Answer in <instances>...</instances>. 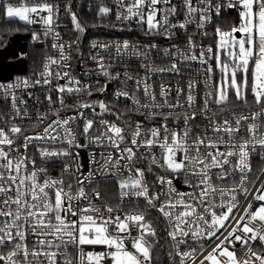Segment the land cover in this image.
<instances>
[{"label":"snow or ice","instance_id":"snow-or-ice-1","mask_svg":"<svg viewBox=\"0 0 264 264\" xmlns=\"http://www.w3.org/2000/svg\"><path fill=\"white\" fill-rule=\"evenodd\" d=\"M115 2L117 21L135 19L145 35H164L168 38L174 35V29L187 30V26L192 23H196L198 29H203L206 23L211 22L213 11L219 16L224 8L235 9L239 23L233 25L229 31L216 28L218 39L215 53L211 46L206 51L201 49L199 56L195 53L190 56L180 53L184 60L198 61L201 65L215 59L220 80L215 85L206 84L209 91L205 92L203 106L199 109L194 107L196 101L193 91L196 82H188L186 103L191 114L189 115L187 110L184 111L182 131L174 130L168 125L170 118L179 120L180 115L174 116L172 111L165 112L163 109H183L184 104L180 103L183 89L177 87V99L173 104L168 99L171 89L161 85L162 102H158L155 93L150 91L152 86L148 83L150 77L147 75L137 77L126 70L122 78L120 72L111 71L116 63L122 62L123 55L127 54L130 58L140 60V67L144 68L146 73L179 74V67L175 62L166 68H152L143 62L147 59L148 50L157 48L156 44L145 45V51L141 52L138 45L131 44L128 40L122 44L117 42L115 62H105L104 57L99 54L92 55L96 74L106 78L103 84L97 80L95 88L91 84L82 85L81 81L68 71L61 72V69L69 67L67 61L70 56L65 55L64 43L55 42L52 48L58 50L59 59L46 57L43 71L38 74L37 79L30 83L26 79L18 78L14 84H0L5 100L10 97L15 113L4 120L5 124L10 125L7 130L0 127V264H154L153 249L158 240L156 229L152 222L146 219L149 210L159 212L168 220L170 230L167 235L174 242L176 249L175 256L172 252L168 255L173 260L179 257V264H186L189 259L192 264H196L197 249L193 247L190 251H181L180 245H187L189 239L198 241L203 238H215V246L205 254L206 250L201 245L199 254L202 259L199 264H264V203L253 207L254 202H264V180H261L264 169H261V174L256 176L255 181L249 177L253 170L252 155L259 154L264 160V0H196L195 6L193 0H181L185 19L180 23L170 22L169 18L175 16L178 11L172 0ZM66 10L71 13L70 6H66ZM99 12L104 16L110 9L101 7ZM0 13L8 20L18 19L26 25L42 22L45 26V37L53 34L54 40L61 39L53 27L54 19H58L59 6L49 3L48 0H34L33 6H27L26 2L14 6L8 0H0ZM42 13L47 15H41ZM197 14L198 22L192 19ZM71 20L78 33L85 32L75 13H71ZM236 33L240 36L237 37ZM203 35H207V32ZM32 38L34 41L38 40L39 34L33 33ZM76 43H79V36ZM193 46L194 42L189 37V47ZM67 47L71 49L72 43H68ZM91 47L106 50L112 45H98L93 42ZM164 55L168 57L175 54L165 49ZM221 55L224 56L223 60ZM62 61L64 63H61ZM51 65H57L58 68L53 71ZM91 71L94 70L89 69V72ZM205 71L209 74L213 72L211 64H208ZM53 79L67 81L66 84L50 88L45 96L49 112L56 119L48 121L49 112L38 111L32 126L33 129L41 125L43 127L32 135H26L27 128L15 121L17 118L21 121L31 120L27 107H21L26 106L27 101L17 97L11 90L52 85ZM114 80L124 84L133 81L135 91L130 93L118 89L114 93L112 104L104 100L65 104V93L89 97L94 91L104 94L108 84ZM52 91L59 93L56 101H53ZM140 91L149 102L141 103L135 95V92ZM249 91L254 103L259 106L258 111L250 115L233 113L232 119L215 118L217 113L209 107L210 103L217 105L222 112L224 106L229 104V93L232 92L235 101L247 105ZM28 95L31 97L33 94L29 92ZM121 98L132 102L131 107L125 105L127 111L136 112L149 119L159 116L163 122L158 127L149 129L136 122L129 140L125 127L103 118L99 121L88 119L82 111L89 109L94 117L107 113L119 120L123 113L114 112L113 107ZM17 100L21 106L17 105ZM57 102L60 108L52 112L51 106ZM69 107L76 111V115L61 118V110ZM97 108L99 113L96 112ZM197 115L207 121L200 131L194 130L199 128V125L193 123ZM0 119H3L2 114ZM78 119L84 121L79 133L73 130V125ZM97 123L100 125L95 129L98 134L92 135ZM128 127H131V122ZM78 134L87 138L86 144L79 143ZM17 141L21 143L18 144ZM45 143H60L66 147L49 149L42 146ZM89 145L114 150L102 152L100 161H96L93 154L92 163L98 165L97 170L101 171L102 175L117 177L121 175V169L126 170L129 175L118 180L121 202L128 197L137 200L142 198L145 203L144 211L120 214V208L106 206L108 215L105 216L100 208L93 205L83 185L85 180L91 183L94 173L89 171L87 176H84L80 172L79 153L73 151ZM33 147L40 160L45 163L54 158L64 162L59 177L53 178L48 175L47 168L36 166V159L28 155V150ZM157 147L160 149L159 157L152 151ZM20 149L24 151L21 152ZM141 149L144 151L141 152ZM143 159L149 161L146 169L136 166ZM69 161H76L75 173L71 170ZM154 167L161 169L165 175L155 174ZM237 172L238 182L235 181ZM146 173L155 174L152 188L159 190H150ZM65 174L75 176L76 184L79 185L75 194L72 192L71 183L67 184L68 191H65ZM181 176L191 191H179L174 185V180ZM230 177L233 178L231 187L218 186V182H227ZM256 181H260L259 187H256ZM93 192L95 199L99 200L100 192ZM240 194H243L246 205L234 214V209L240 206ZM249 195L253 197L252 200H248ZM81 199L88 201V206L74 207L72 201ZM217 199L219 203L216 202ZM73 217L75 219H72ZM133 231L136 232L135 236L132 235ZM31 236L37 239L30 245ZM237 242L240 244L242 257L237 255ZM89 245L105 246L107 250L85 251V246ZM70 247L76 249L75 256L68 251Z\"/></svg>","mask_w":264,"mask_h":264},{"label":"built area","instance_id":"built-area-1","mask_svg":"<svg viewBox=\"0 0 264 264\" xmlns=\"http://www.w3.org/2000/svg\"><path fill=\"white\" fill-rule=\"evenodd\" d=\"M8 2L12 3L14 6H20L22 3H27V6H33L34 0H8ZM49 3H52L53 5L59 6V13H58V19H54V30L55 32H58L60 34L61 39L59 41L54 40L53 34H50L48 37H45L43 35V32L45 30V26L43 23H36L32 25H26L24 26L30 31V39L28 40L27 45V52L28 47L32 49H44L45 54L44 58L41 63V68L38 73H33L29 77L25 74H15L11 80L9 81H0V84H14L19 79H26L30 83L38 78V74L43 71V64L45 62L46 57H52L54 59H59V52L57 49L52 48V44L55 43H64L66 45L65 47V55H69L70 59L67 61L69 67L61 69V72L68 71L72 76H74L76 79H79L83 84H91L93 85V88L96 87V81L99 80L101 84L105 82V77L98 76L96 74V64L91 59L92 55L99 54L100 56H103L105 59V62L113 61L115 62L117 60L116 52H115V44L117 42L123 43V41L128 40L131 44L138 45L140 47L141 52L145 51L144 46L149 44H156L157 48L148 50V56L147 59L143 62L146 64H149L152 68H166L169 67L173 62L177 63L179 67V74L171 73V72H147L144 68L140 67V60H137L135 57H129L127 54L123 55L122 62H118L115 64V67L111 69L113 73L120 72L122 74L127 70L131 74L137 77H145L147 75L150 77L148 80V83L152 86L150 91L154 92L157 98L158 102H162V98L160 96V86L164 85L166 88L171 89V92L169 94V102L175 104L177 99V93L176 89L177 87L183 89L184 91L180 95V103L184 104V108H175V109H168L164 108L163 111H172L174 116L176 114L180 115V119H169L168 125L170 128L182 131L183 129V113L185 110L189 112V115L191 114V110L188 109V105L186 103V96L188 92V82L195 81V89L193 91V95L195 97V105L197 109L203 106V100H204V94L205 92L209 91V87H206V84L211 86L215 85L220 80V72L219 69L216 68V61L215 59L209 60L208 64H211L213 68V72L211 74L207 73L205 69L208 67V64L201 65L198 61H191V60H184L183 57L180 55V53H183L184 55L190 56L193 53H195L197 56H199L201 49H206L211 46L213 48V52L215 53L216 50V42L218 37L216 36V28L220 27L222 31H224V28L229 25L231 22L232 26L239 23V16L238 12L235 9H227L224 8L221 10L220 15L217 16L215 12L213 11L211 16V22L206 23L205 27L203 29H198L196 27V23L189 24L187 26V30L182 29H174V35L171 36V38H168L164 35H145L144 31L141 30L140 26L135 22V19L122 22L116 20V10H117V4L115 0H104L105 4L101 7H108L110 9V12L107 15L102 16L99 13V16L101 19L109 22L112 21L111 29H105L107 33L110 34L109 38L94 40L90 42V44L86 47V49H78L76 42L71 40L68 37V30L70 29L68 23H67V10L66 6H70L68 3V0H48ZM129 0H125V3H128ZM172 3L176 5L178 11L177 14L173 17H170L171 23H180L183 22L185 19V12L184 9L181 7V0H172ZM196 0H193V5L195 6ZM90 7V6H89ZM100 7V8H101ZM158 7H164L162 5H158ZM123 11V9H121ZM226 12L230 15V17H223V13ZM34 15V14H33ZM41 15H47V13H42ZM160 16L158 14L157 19H159ZM192 19L196 22L199 21V15H195L192 17ZM146 27V25H145ZM131 29V30H129ZM229 31V30H226ZM204 32H207V35H203ZM215 32V33H214ZM33 33L39 34L38 40H33L32 36ZM215 34V35H214ZM189 37H191L192 41L194 42L193 47H189ZM93 42H96L99 44H109L112 45V47L108 49H101L99 47L93 49L91 47V44ZM68 43H72L71 49L67 47ZM175 46V47H174ZM169 49L171 53H174V56H168L165 57L164 50ZM19 54V57L25 58L26 54ZM221 59H224V56L221 55ZM61 63H64L63 61ZM125 65L127 67H125ZM51 70L55 71L58 66L57 65H51ZM89 69H92L94 71L89 72ZM87 73V74H86ZM209 75H211V80H209ZM66 80H55L53 79L52 85L47 86H36V87H29V88H17L12 89L11 91H14L17 97H20L27 101L26 106L19 105V100H17V105L21 107H27L28 113L31 117V120L25 119L21 121L19 118L16 119V123L20 124L22 127H26V135H32L34 134V131H40L43 127L41 125L39 128L33 129V123L36 121L37 112H49V105L48 101L45 99V96L50 88H54L56 85H63L66 84ZM133 81H128L127 84L122 83L121 81H112L108 84V89L104 94H101L100 92L94 91V94L89 96H78V95H68L67 93L64 94V100L65 104L67 105H75L78 101H97V100H104L106 103L112 104L114 101V93L118 89H124L129 91L130 93L134 92L133 88ZM31 92L33 95L29 97L28 93ZM53 101L57 100V96L59 93L52 91L51 92ZM135 95L139 97L141 100V103L149 102L143 95V92H135ZM249 95H251L249 91ZM125 105L131 107L132 102L130 100H124V98H121L119 103L113 107V111L117 113H123L121 115L120 119L117 120L116 116L109 115L107 113L103 114L102 116H93V113L89 109H82L84 111L85 116L88 119H94L96 121H99V119L103 118L106 120H109L111 122H116L120 126L126 128V136L130 140V133L132 128L135 127L136 122H140L143 124L145 129H149L152 127H158L162 122V117H156L155 119H149L146 116H142L137 114L136 112L127 111ZM244 110L238 111L235 114L236 115H250L252 112L258 111L259 106L255 104L254 108L249 107V105H243ZM52 112H54L56 109L60 108L59 103H54L52 106ZM209 107L212 109V111L217 113V116L215 118L217 119H223V118H229L232 119V114L226 116L223 111L221 112L219 107L215 104L210 103ZM144 111V110H142ZM96 112L99 113V108L96 109ZM0 114H2L3 119H0V127H4L5 130L10 126L8 124L4 123V120L12 117L15 115L14 111L11 107V99L9 97L8 100H5L4 98V92L3 90H0ZM23 115V113H21ZM76 115V111L69 107L61 110L60 117H69ZM114 117V118H112ZM56 119L54 115H52L51 112H49L48 121ZM48 121H45L47 123ZM83 120L78 119L75 124L73 125V130L77 133L80 132V130L83 127ZM131 122V127H128V123ZM195 125H199V128H195V131H200L203 129L204 125L207 123L206 120H204L202 117L197 115L196 121L193 122ZM100 125L97 123L94 125V129L92 131V135H97L98 133L95 131L96 128H99ZM264 131V129H262ZM163 135V133H162ZM77 139L80 144H86L87 138L79 135L77 136ZM17 143H21V141H17ZM40 143V142H36ZM42 146L48 147L49 149H59L61 147H66V145H62L60 143L55 144H49L45 143ZM123 147V145H122ZM223 150V148L221 149ZM21 152H23V149H20ZM74 152L79 153L78 163L80 165V172L84 174V176H87L89 171H92L94 173L93 177L91 178V183H89L87 180L84 182V189L85 192L89 195V197L92 199V203L94 206L100 208L101 212L104 213L105 216L108 215V213L105 211L106 206H111L114 209L120 208L122 211L120 214H123L124 212H134V211H144L145 210V203L143 199L137 200L134 197H128L123 202H121L120 199V189L118 186V191L113 192L112 189H109L108 191L105 190L102 191L100 187V182H106V181H116L118 183V180L124 179L129 173L126 170L121 169V175L117 177H113L112 175H102L101 171L97 170L98 165L92 163L93 154H95L94 158L96 161L101 160L100 154L107 153L109 151H114L111 148H102L95 145H89L88 147H82V148H76L73 150ZM141 152L144 151V149L140 150ZM152 151L155 153L157 157L160 156V149L154 148ZM28 155L36 159L37 161V167H45L48 169V175H50L53 178H57L60 176V173L62 169L64 168V162L62 160H55V158L52 161H49L47 163L40 160L39 154L35 151V148H30L28 150ZM71 170L75 173L77 168L76 161H69ZM149 161L147 159L140 160L137 167L147 168ZM251 164H252V172L249 174L250 179L256 180V176L261 174V169H264V160L261 159L259 154H253L251 158ZM31 168V166H30ZM216 171V170H213ZM154 173L165 175V173L158 168L154 167ZM79 173H77L78 175ZM155 174L153 173H146V179L148 181V184L150 186V190H159L158 188L153 189L152 185L155 181ZM215 180V177H213ZM65 180V191H68L67 184H72V192L75 194L77 191L79 185L76 184L75 176H68L65 174L64 176ZM261 180H264V175H261ZM235 181H239V173L237 172L235 174ZM195 183V180L192 181ZM233 183V178L230 177L227 182H218L219 187H231ZM260 181H256V187H259ZM174 185L177 187L179 191L182 192H188L191 191V189L184 183L183 177H179L178 179L174 180ZM166 187V186H165ZM251 189V185L249 186ZM93 190L99 191L101 194V198L99 200L95 199ZM254 192L255 190L252 189ZM259 194V193H256ZM252 196H248V200H252ZM163 199V197H161ZM238 199L240 202V206L237 209H234V214L240 212L243 206L246 205V200L244 199L243 194L238 195ZM219 203V199L216 201ZM264 202H254L253 207L255 208L259 204ZM72 204L74 207L77 208H83L88 206V201L86 200H74L72 201ZM91 215H95V213H89ZM117 213H113L115 215ZM72 219H75L73 217ZM146 219L150 220L152 222V226L156 229L158 240L157 246L153 249V256H154V264H179V257H175V260L171 259L168 255L169 252L173 253V256H175V246L174 242L171 241V239L167 235V231L170 230L168 220H166L159 212L155 210H149L146 213ZM175 222V221H173ZM228 223V222H226ZM223 231V229H221ZM133 236L136 235V232L133 231ZM219 235V233H217ZM37 238L35 236H31L29 239V244L35 242ZM48 239H52V237H48ZM152 239V238H150ZM215 238L212 240H209L207 238L200 239L198 241L188 240L187 245H180L181 251H190L191 248L195 247L197 249V261L196 264H199V260L202 259V256H200L201 251V245L205 251V254H207V251H211L212 247L215 246L214 241ZM216 243H219V241H215ZM130 247V244H129ZM255 247V246H254ZM235 248L237 250L238 257H242L243 253L240 248L239 242L236 243ZM105 246H85V251H106ZM231 250V249H230ZM257 250H260L257 248ZM68 251L75 256L76 255V249L70 247ZM186 264H192V261L189 259L186 261ZM205 264H208V262H205Z\"/></svg>","mask_w":264,"mask_h":264},{"label":"trees","instance_id":"trees-1","mask_svg":"<svg viewBox=\"0 0 264 264\" xmlns=\"http://www.w3.org/2000/svg\"><path fill=\"white\" fill-rule=\"evenodd\" d=\"M68 3L70 5L71 13L76 14L79 22L85 28V32L78 33L72 23L71 13L69 11L67 12V23L70 27V29L68 30V37L76 42L77 37L79 36V43H76L78 49H86L90 42L110 37V34L107 33L105 29L112 28V21L108 24L107 21L101 19V17L99 16V9L102 5L105 4L104 0H68ZM223 17H230V15L224 12ZM231 27L232 24L230 22L229 25L224 28V31L230 30ZM29 33L30 31L24 26V24H21L15 20H8L2 15V13H0V49L4 48L7 45L10 37H12L13 35ZM44 54V49H32L28 47V52L25 59L26 76L29 77L31 74L38 73L40 71ZM248 101L249 107H256L253 101V97L249 94ZM243 105L244 104L235 101L234 94L230 92L229 104L224 106L223 113L228 116L231 113H236L238 111L244 110ZM99 184L104 193L105 190L108 191L109 189H112L113 192L118 191V183L116 181L100 182Z\"/></svg>","mask_w":264,"mask_h":264},{"label":"water","instance_id":"water-1","mask_svg":"<svg viewBox=\"0 0 264 264\" xmlns=\"http://www.w3.org/2000/svg\"><path fill=\"white\" fill-rule=\"evenodd\" d=\"M239 37L240 34L236 33ZM30 34H15L10 37L7 45L0 49V81H9L15 74H25L26 73V60L22 61L24 64V69L21 73L15 72V64H11L9 61L13 54H25L27 52V43L30 39Z\"/></svg>","mask_w":264,"mask_h":264},{"label":"rangeland","instance_id":"rangeland-1","mask_svg":"<svg viewBox=\"0 0 264 264\" xmlns=\"http://www.w3.org/2000/svg\"><path fill=\"white\" fill-rule=\"evenodd\" d=\"M12 20L18 21L21 24H25L24 22L19 21L18 19H12ZM25 59H26V57H25ZM23 60H24V58L19 57V55H17V54H13V56L11 57L10 62H11V64H15L14 69H15L16 73H21L23 71V69H24V64L22 62ZM238 76H239V74H238Z\"/></svg>","mask_w":264,"mask_h":264},{"label":"flooded vegetation","instance_id":"flooded-vegetation-1","mask_svg":"<svg viewBox=\"0 0 264 264\" xmlns=\"http://www.w3.org/2000/svg\"><path fill=\"white\" fill-rule=\"evenodd\" d=\"M10 61V60H9Z\"/></svg>","mask_w":264,"mask_h":264}]
</instances>
